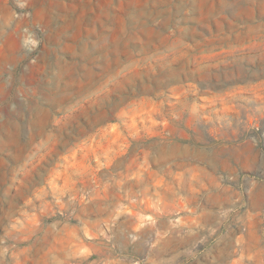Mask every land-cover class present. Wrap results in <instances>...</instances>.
<instances>
[{"label": "rangeland", "instance_id": "rangeland-1", "mask_svg": "<svg viewBox=\"0 0 264 264\" xmlns=\"http://www.w3.org/2000/svg\"><path fill=\"white\" fill-rule=\"evenodd\" d=\"M0 44V264H264V0H0Z\"/></svg>", "mask_w": 264, "mask_h": 264}, {"label": "crops", "instance_id": "crops-1", "mask_svg": "<svg viewBox=\"0 0 264 264\" xmlns=\"http://www.w3.org/2000/svg\"><path fill=\"white\" fill-rule=\"evenodd\" d=\"M3 62H4V51L2 45L0 44V70L1 68H3Z\"/></svg>", "mask_w": 264, "mask_h": 264}, {"label": "built area", "instance_id": "built-area-1", "mask_svg": "<svg viewBox=\"0 0 264 264\" xmlns=\"http://www.w3.org/2000/svg\"><path fill=\"white\" fill-rule=\"evenodd\" d=\"M25 39L26 40H32V36L30 33H27L26 36H25Z\"/></svg>", "mask_w": 264, "mask_h": 264}]
</instances>
